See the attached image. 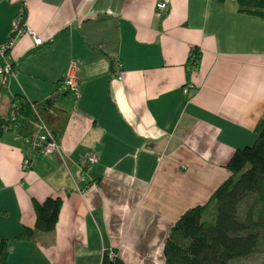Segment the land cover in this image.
<instances>
[{"label": "crops", "instance_id": "1", "mask_svg": "<svg viewBox=\"0 0 264 264\" xmlns=\"http://www.w3.org/2000/svg\"><path fill=\"white\" fill-rule=\"evenodd\" d=\"M22 19L43 44L26 33L13 39L0 120L14 99L49 100L59 150L39 155L31 128L0 125L7 264H101L109 249L125 264H166L174 222L208 201L230 176L235 149L255 140L264 20L236 0H0V42ZM70 61L79 88L59 93ZM90 153L98 161L83 167ZM46 197L62 201L54 229L16 239L34 226L33 201Z\"/></svg>", "mask_w": 264, "mask_h": 264}, {"label": "trees", "instance_id": "2", "mask_svg": "<svg viewBox=\"0 0 264 264\" xmlns=\"http://www.w3.org/2000/svg\"><path fill=\"white\" fill-rule=\"evenodd\" d=\"M236 3L239 11L264 20V0H236ZM192 54L188 60L195 67L200 52L194 47ZM21 102L22 118L16 120L15 129L25 135L30 129L31 112L27 103ZM1 124L10 125V121L1 119ZM254 132L256 137L251 145L235 149L226 164L230 176L208 201L188 208L174 222L163 248L166 264H234L239 259L264 254V116L258 120ZM61 204L59 197L33 201L34 226L22 227L16 239L31 241L37 232L52 231ZM7 256L8 241L0 238V264H7ZM101 264L125 263L117 256L108 259L105 251Z\"/></svg>", "mask_w": 264, "mask_h": 264}, {"label": "built area", "instance_id": "3", "mask_svg": "<svg viewBox=\"0 0 264 264\" xmlns=\"http://www.w3.org/2000/svg\"><path fill=\"white\" fill-rule=\"evenodd\" d=\"M155 8L160 11L166 8V3L159 1L155 3ZM28 34L31 36L33 44L39 46L43 44V40L38 37L34 31L28 27L25 22H19L14 20L11 25L10 35L8 39L0 42V76L3 80L14 76V70L12 67V62L10 60V49L13 44V39L21 34ZM189 56L193 57L192 49L190 50ZM80 85V80L77 75V63L75 61H70L68 63L66 72L62 79L58 82L57 91L59 93H75ZM183 92H187V87H183ZM29 106L31 117L29 119V124L31 128L30 142L34 147L35 151L39 155H50L59 150V143L56 140L51 128L48 126L46 116L52 112L49 100L42 101H24ZM20 99H14L10 105L8 112V119L10 125H14L13 129L16 131V120L22 118L20 113ZM98 161V157L95 154H87L83 157L81 165L83 167L89 166ZM24 166L30 164L28 159H24ZM106 255L108 259L112 260L116 257V253L109 249L106 250Z\"/></svg>", "mask_w": 264, "mask_h": 264}, {"label": "rangeland", "instance_id": "4", "mask_svg": "<svg viewBox=\"0 0 264 264\" xmlns=\"http://www.w3.org/2000/svg\"><path fill=\"white\" fill-rule=\"evenodd\" d=\"M263 261H264V254H257V255H254L253 257H250V258L239 259L234 264H260Z\"/></svg>", "mask_w": 264, "mask_h": 264}]
</instances>
